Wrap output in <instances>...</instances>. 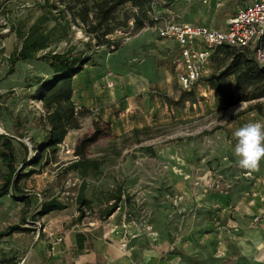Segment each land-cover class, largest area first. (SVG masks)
<instances>
[{
    "label": "rangeland",
    "instance_id": "rangeland-1",
    "mask_svg": "<svg viewBox=\"0 0 264 264\" xmlns=\"http://www.w3.org/2000/svg\"><path fill=\"white\" fill-rule=\"evenodd\" d=\"M34 5L35 1H14L5 8L0 7V135L11 133L16 117L26 123L27 138L23 142L29 147V156L15 141L18 165L25 173L31 169L36 171L21 183L27 196L24 200L11 196L0 200V232L12 226L30 230L0 239V261L5 256L17 258L19 264L21 261L24 264H61L59 251L67 240L70 243L78 231H100L104 226H111L108 236L113 239L123 227L119 246L127 253L130 241L141 233L153 243L166 229L173 242L172 238L176 240L175 235L181 230L195 229L191 222L195 215L209 221V230L215 236L211 244L214 252L226 248L225 235L238 229L232 223L237 205L232 204L233 199L237 203L248 200V204L258 199L264 206V160L258 171L248 172L239 168L238 158L233 155L235 129L248 122L264 123V116L251 111L260 103L264 115V99L220 108L214 93L202 88L200 94L205 101L193 112L169 109L164 98L178 99L180 95L175 74L165 68L157 71L154 66L168 54L177 57L178 54L175 48L164 51L163 40L158 38L154 28L138 33L116 53L106 50L96 53L83 26L72 25L67 40L51 50L62 53L74 49L93 57L94 65H88V70L97 71L104 79L108 73L112 74L109 81L113 87L107 88L104 84L103 88L113 93L115 83L120 81L121 93L131 96L128 101L117 96L118 105L111 104L112 95L103 96L102 109H86L82 128L66 139L76 149L83 138L96 132V124L102 132L99 141L88 150V158L101 165L99 172L90 171L85 179V199L89 207H83L78 197L84 180L67 170L74 163L71 156H46L39 167L27 168V164H23L27 158L37 155L30 139L39 144L45 134L44 127L33 122L34 117L41 119L44 114L42 103L35 97L38 87L50 79L51 72L38 61L19 62L17 72L9 76L7 60L18 46L11 25L24 19ZM241 6L242 0H172L169 11L180 22L221 28ZM37 15L39 12L34 13ZM49 26L53 27L54 23ZM232 61V57L219 54L210 61L205 77L227 72ZM146 76L151 78L150 85ZM230 79L233 81L234 77ZM235 95L240 100L244 90H235ZM92 99L96 103L94 96ZM196 136H199L197 140H188ZM147 148H152L154 153ZM0 172L7 173L1 161ZM117 186H123L125 193L130 195L131 204L127 206L123 201L110 219H103L102 211L111 202L110 195ZM216 197L231 204L222 208L218 201H213ZM53 200L63 209L35 219L41 204ZM251 225H264V208L253 215ZM190 235L184 242H192ZM150 242L147 245L152 248Z\"/></svg>",
    "mask_w": 264,
    "mask_h": 264
},
{
    "label": "trees",
    "instance_id": "trees-1",
    "mask_svg": "<svg viewBox=\"0 0 264 264\" xmlns=\"http://www.w3.org/2000/svg\"><path fill=\"white\" fill-rule=\"evenodd\" d=\"M14 1L26 3L35 1V5L24 19L14 21L11 25L18 46L7 60L8 75L12 76L17 72L16 66L19 62L32 61L43 63L51 72L50 79L45 80L36 91L35 100L42 103L44 114L41 119L34 117L33 122L42 125L45 134L39 144H35L30 139L37 155L27 158L23 164H27V168H33L39 167L46 156L59 154V145L64 143L72 132L82 128V119L87 114L86 109L77 108L74 101V88L76 78L87 70L88 65H94L93 57L75 52L74 49H67L60 53L52 51L51 48L67 40V34L72 25L83 26V31L91 44H94L93 51L96 46H111L110 37L117 30L126 29L132 18L135 19L136 33L155 28L168 17L164 12L169 10L172 0H0V7L5 8ZM163 3L166 4L162 5ZM135 10L136 12L133 13ZM36 12H39V15L34 16ZM50 23H54V26L50 27ZM119 50L118 44L113 53ZM221 53L225 57L233 58L227 72L204 76L191 91H179L178 99L165 97V106L178 112L186 110L193 112L196 106L205 101L200 94L202 88L210 89L214 93L220 108H230L238 102L252 103L264 99V66L256 62L252 56L253 53L247 49L223 47L215 51L211 60ZM176 58L175 55H169L165 60L157 62L156 68H165L171 74H175ZM231 76L234 77L233 81L230 79ZM249 88L254 89L248 90ZM235 90H244V96L240 100L236 99ZM251 111L264 116L263 105L260 103L254 105ZM95 126L96 132L92 136L83 138L75 149L79 160L67 169L77 173L84 180L78 197V203L83 207H89L85 199L87 190L85 179L90 171L99 172L101 165L87 156L90 147L95 145L102 135L97 124ZM27 128L28 125L16 117L11 133L0 135V161L7 169L6 174L0 172V200L8 196L16 200L19 198L24 200L27 196L24 194L21 183L36 174L33 169L26 173L20 169L14 145L16 141L29 156V147L23 142L27 138ZM198 138L199 136H196L188 140L194 141ZM177 141L181 142L182 139ZM146 150L154 153L152 148ZM110 200L109 205L102 211L103 219L113 216L123 201L127 206L131 204L130 195L125 193L123 186H117L112 191ZM228 204L229 202L226 201V205ZM62 209L63 206L56 200L41 204L35 219ZM29 231L19 226H12L0 232V239ZM0 264H19V262L17 258L4 256Z\"/></svg>",
    "mask_w": 264,
    "mask_h": 264
},
{
    "label": "crops",
    "instance_id": "crops-1",
    "mask_svg": "<svg viewBox=\"0 0 264 264\" xmlns=\"http://www.w3.org/2000/svg\"><path fill=\"white\" fill-rule=\"evenodd\" d=\"M207 26L214 27L213 25ZM162 48L166 52L173 48L178 49L174 43L169 41H162ZM150 79L147 76L145 78L149 85ZM103 82L104 78H101L97 71L87 69L79 75L76 78L74 88V101L77 108L90 111L93 108L102 109L103 104H105V100L102 98L109 96V94L112 95L110 101L112 105H118L117 99H115L117 96L126 101L131 98L130 95L121 93L120 81L115 83L116 87L113 93H110L111 90L109 92L106 87L103 88L105 84ZM93 96L94 100H97L96 103L92 99ZM213 201H218L222 208L229 207L231 204L226 205L228 200L223 201L222 198L220 200L213 199ZM248 202L245 200L242 203H237V200L233 199L232 204L237 205H235L232 223L238 229L225 235L227 247L220 245L222 248H220L219 253L214 252L215 248L211 246L215 236L213 231L209 230V221L202 216L195 215L193 216L195 217L194 220L191 221L194 222L193 227L195 229L181 230L180 233H176V240L174 237L172 238L173 242H170L169 231L166 229H164V233L159 234L160 237L153 243L149 239L146 240L141 233L138 238L130 241L127 253H123V249L119 246L120 241H122L123 227L122 231L117 232L114 239L108 236V229L111 226H104L100 228V231L98 229L78 231L70 243L67 240L64 243L65 246L60 248L61 264H264V225H251L253 215L262 212L264 206L258 199L251 204ZM78 235H80L79 238ZM189 235L190 238H193L192 242H184ZM172 236H174L173 233ZM147 242H150L153 247L149 248ZM203 243L206 247L203 246Z\"/></svg>",
    "mask_w": 264,
    "mask_h": 264
},
{
    "label": "built area",
    "instance_id": "built-area-1",
    "mask_svg": "<svg viewBox=\"0 0 264 264\" xmlns=\"http://www.w3.org/2000/svg\"><path fill=\"white\" fill-rule=\"evenodd\" d=\"M135 12L136 10L133 13ZM164 13L168 17L154 30L160 40L172 42L178 48L175 77L179 91L189 92L199 83L207 74L211 58L219 48L247 49L253 53L256 62L264 66V0H242L241 8L221 28L180 22L171 11L165 10ZM137 35L135 19L132 18L126 29L117 30L110 37L111 46H96L95 51L100 53L106 50L113 53L116 45L122 47ZM111 76L108 73L104 79L107 88L113 87V83L109 81ZM59 154L71 156L73 162L79 160L75 149L67 140L59 145ZM61 241L60 239L59 242ZM122 247H127L125 242Z\"/></svg>",
    "mask_w": 264,
    "mask_h": 264
},
{
    "label": "clouds",
    "instance_id": "clouds-1",
    "mask_svg": "<svg viewBox=\"0 0 264 264\" xmlns=\"http://www.w3.org/2000/svg\"><path fill=\"white\" fill-rule=\"evenodd\" d=\"M233 136L236 140L233 155L238 158L239 168L248 172L258 171L264 160V123L248 122L236 128Z\"/></svg>",
    "mask_w": 264,
    "mask_h": 264
}]
</instances>
